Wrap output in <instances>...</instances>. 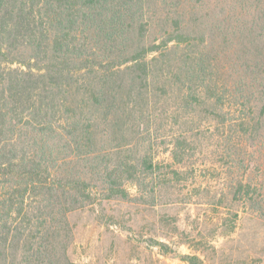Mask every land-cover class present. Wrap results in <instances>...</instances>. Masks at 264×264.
Returning <instances> with one entry per match:
<instances>
[{"label": "trees", "instance_id": "16d2710c", "mask_svg": "<svg viewBox=\"0 0 264 264\" xmlns=\"http://www.w3.org/2000/svg\"><path fill=\"white\" fill-rule=\"evenodd\" d=\"M164 62L186 107L211 113L221 133L257 139L264 0H0V264H71L67 213L88 197L86 175L101 173L81 150L92 145L91 110L124 69L128 85L146 83ZM231 104L245 106L237 127ZM18 246L19 257L6 254Z\"/></svg>", "mask_w": 264, "mask_h": 264}, {"label": "rangeland", "instance_id": "374dc122", "mask_svg": "<svg viewBox=\"0 0 264 264\" xmlns=\"http://www.w3.org/2000/svg\"><path fill=\"white\" fill-rule=\"evenodd\" d=\"M152 69L154 78L129 85L124 69L118 91L91 110L92 145L81 150L101 173L85 174L89 195L67 213L70 263L190 264L187 254L198 264H264V124L257 139L221 133L211 113L185 106L171 63ZM244 108L226 111L232 127Z\"/></svg>", "mask_w": 264, "mask_h": 264}]
</instances>
